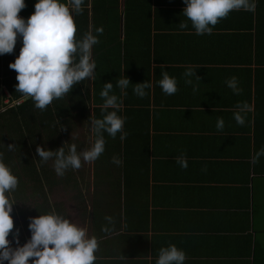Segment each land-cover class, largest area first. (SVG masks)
<instances>
[{
	"label": "crops",
	"instance_id": "0c3cea01",
	"mask_svg": "<svg viewBox=\"0 0 264 264\" xmlns=\"http://www.w3.org/2000/svg\"><path fill=\"white\" fill-rule=\"evenodd\" d=\"M90 3L86 0L80 13V28L85 17L88 31L93 19L94 32L103 26L98 45L104 48L105 72L131 82L120 108L127 118L126 152L86 162L88 175L81 173L85 182L79 190L90 193L88 209L83 206L84 220L70 221L96 236L94 264H155L159 248L169 244L184 250V264H253L258 237L251 225L264 223V156L251 162L264 147V0H256L252 12L231 11L203 35L190 23L179 29L177 23L187 22L183 0H117L118 7L108 9H91ZM20 46L17 37L13 52L2 54L0 77L15 71L8 64ZM189 67L198 76L191 77L195 92L184 83ZM163 70L176 77L175 94L161 91L157 81ZM231 76L242 89L238 95L225 83ZM143 81L152 87L141 98L132 87ZM1 89L5 103L9 92ZM240 102L251 109L243 125L233 118ZM218 117L224 120L220 130ZM182 152L186 168L175 160ZM114 155L119 165L112 162ZM81 199L83 204V194ZM49 204L62 215L58 204ZM18 222L22 245L30 231ZM102 226L110 230L101 231Z\"/></svg>",
	"mask_w": 264,
	"mask_h": 264
},
{
	"label": "clouds",
	"instance_id": "9594fccd",
	"mask_svg": "<svg viewBox=\"0 0 264 264\" xmlns=\"http://www.w3.org/2000/svg\"><path fill=\"white\" fill-rule=\"evenodd\" d=\"M84 3L85 0H36L34 11L25 19L17 15L25 7L24 0H0V55L12 53L17 37L20 38L19 53L8 67L16 73L15 91L31 98L34 107L40 110L69 93L75 84L85 78H94L96 62L91 58V49L98 43V36L92 31L79 38L74 35V16L83 11ZM183 4L181 13L187 22L177 23L179 29L187 30L190 23L196 35H203L211 34L213 26L231 11H254L256 0H183ZM103 30V26H97L95 33H102ZM160 75L157 83L161 91L166 95L175 94L178 90L176 77L169 76L167 70L161 71ZM193 75L196 73L191 67L183 73L185 85H192L195 92L196 86L191 79ZM130 83L125 75L115 81L122 94H126ZM225 83L233 94L238 95L242 91L235 76ZM151 87L147 81L135 83L132 92L143 98L147 94L145 90ZM112 90L111 81L103 82L99 92L102 116L89 120L90 146L77 151L75 143L64 142L55 150L37 145L35 151L41 163L51 159L55 173L63 176L69 169H79L81 160L95 161L104 152L105 133L113 138L120 133L121 141L126 138L128 133L123 130V125L127 118L118 114L122 101ZM236 109L233 118L237 124L243 125L245 115L251 109L247 102L238 103ZM215 127L217 130L224 127L222 117L217 118ZM6 148L13 151L15 145L9 144ZM261 156H264V147L256 151L251 162L256 163ZM175 160L181 168L187 167L183 152ZM112 162L119 165L121 160L114 155ZM202 170H206V166ZM17 187L18 177L4 163V152L0 151V264L5 261L7 264H94L98 250L96 236H88L86 228L70 222L54 209L29 218L27 227L30 237L22 245L18 229L12 232L10 241L9 233L14 226L10 213L15 203L11 194ZM104 219L109 225L113 223L111 216ZM109 230L106 226L101 227V231ZM13 243L15 247L11 246ZM185 259L183 249L169 244L159 248L155 264H184Z\"/></svg>",
	"mask_w": 264,
	"mask_h": 264
},
{
	"label": "trees",
	"instance_id": "16d2710c",
	"mask_svg": "<svg viewBox=\"0 0 264 264\" xmlns=\"http://www.w3.org/2000/svg\"><path fill=\"white\" fill-rule=\"evenodd\" d=\"M35 2L36 0H24L25 7L18 13L28 17L34 11ZM84 5L82 7L83 12L86 10V6ZM90 5L91 9H108L112 6L115 8L118 7L117 0H102L101 2L91 0ZM126 7H129L127 2ZM81 19L82 14L74 16V23L76 25V32L74 35L76 38L81 37L88 31L86 17L84 18L85 25L83 24V31L80 28ZM91 31L93 34L97 35V33L94 32V19ZM104 37L102 33L98 36L99 39H104ZM98 43L93 45L91 49V58L96 62L94 78H85L81 83L75 84L69 93L61 98L54 99L44 110L34 107V102L31 98L25 97L21 93L15 91L14 85L17 83L15 71L0 77V90L2 91L1 86H4L9 92L8 103H3L2 99L4 97H0V151L4 152V163L11 169L12 173L18 177V187L15 192L11 194V198L14 201H20L21 190L26 188V185L30 186L33 192L41 196L40 202L34 206L33 213L35 216L39 215V212L43 214L53 210V205L51 206L49 204L47 198L46 188L49 189L57 182L55 176L57 174L52 167V160L49 159V161L41 163L35 151L36 146L39 145L42 148L55 150L62 146L64 142H66V144L75 143L77 145L79 141L74 139L70 134L72 129L80 123L81 126L86 127L88 132H90L89 120L102 116L100 110L102 98L99 96V92L105 81H111L113 83L112 91L122 101L123 105L126 104L127 95L121 96L116 90L115 81L119 78L110 77V70L107 73L105 72L107 69L103 67L104 48L102 45L99 46ZM1 59L5 60L4 55H0V60ZM97 59L99 61L98 63ZM22 97L24 98L19 103H15L14 100ZM118 114L121 115V109L118 110ZM104 136L105 150L98 158H104L114 151L125 154V139L122 143L119 138L120 133H117L115 138L108 136L107 133H105ZM9 144L15 145L13 151L7 150L6 147ZM71 170L72 169L67 170L64 177L67 181L71 180L73 185L77 188L78 181L71 175V177L68 175ZM26 181L28 183H26ZM81 195L82 194H78L80 199ZM22 217V221L24 222L26 218L24 216ZM17 222L18 220L14 219L13 225H17ZM26 223L27 220L25 224ZM251 226L252 233L254 236L257 235L258 237L254 240L253 264H264V237L262 240L260 239L261 234L264 236V223L259 224L254 222Z\"/></svg>",
	"mask_w": 264,
	"mask_h": 264
},
{
	"label": "rangeland",
	"instance_id": "374dc122",
	"mask_svg": "<svg viewBox=\"0 0 264 264\" xmlns=\"http://www.w3.org/2000/svg\"><path fill=\"white\" fill-rule=\"evenodd\" d=\"M70 134L74 139H77L79 141L77 142V151H81L89 147L88 142L90 141V132H88V129L86 127H83L80 125V123H78L72 129ZM86 165L87 163L81 160V167L79 169L71 170L68 174L78 181L77 188L75 187V185H73L71 180L67 181V179H65L64 175L66 173H64L63 176L55 175L57 178V182L49 189L46 188L47 198L50 200V202L58 204L62 210V215L68 218L70 221L80 220L81 218L84 220L85 209L86 212L88 209V198H90V193L85 191L81 192L79 190L85 182V180L83 182L81 178V173L84 172L86 176L88 175V171L84 170V168L88 169V166L86 167ZM26 183L28 182L26 181ZM78 194H83V197L85 199L83 204L81 202V200L83 199H80V197H78ZM40 200L41 196L33 192V189L30 188V186L26 185V188L21 190L20 201H15V203H13L12 212L10 213V215L12 216L13 220L17 219L19 221V226H23V229L24 226L27 227L29 218L35 216V214L33 213L34 206L35 204L39 203ZM83 206L85 209L83 208ZM22 216L26 218L24 222L22 221ZM26 220L27 223L25 224ZM16 226L17 225H14L13 229L10 230L9 237L12 238V232L18 229ZM23 233H25L24 230Z\"/></svg>",
	"mask_w": 264,
	"mask_h": 264
},
{
	"label": "built area",
	"instance_id": "2783aa9c",
	"mask_svg": "<svg viewBox=\"0 0 264 264\" xmlns=\"http://www.w3.org/2000/svg\"><path fill=\"white\" fill-rule=\"evenodd\" d=\"M8 102H9V101L6 102V100H5V103H8ZM2 109H3V108H2Z\"/></svg>",
	"mask_w": 264,
	"mask_h": 264
}]
</instances>
